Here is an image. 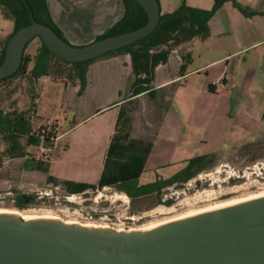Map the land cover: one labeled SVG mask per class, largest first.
<instances>
[{
	"label": "crops",
	"instance_id": "1",
	"mask_svg": "<svg viewBox=\"0 0 264 264\" xmlns=\"http://www.w3.org/2000/svg\"><path fill=\"white\" fill-rule=\"evenodd\" d=\"M46 2L53 21L69 41L96 38L124 13L123 0ZM237 2L254 13L246 15L231 1L224 2L208 21L209 36L186 43L191 60L184 70L181 71L183 60L178 48L171 49L167 60L154 68L150 87L153 98L147 92L129 96L133 74L131 57L126 52L98 57L89 63L80 93L78 81H67L60 107L75 119L70 124L63 116L69 126L58 133L61 117H53L59 121L48 154V174L59 180L97 183L112 137L118 133L126 135L125 143L149 145L137 178V184L142 185L172 176L190 158L217 154L262 134L264 0ZM188 3L209 9L213 0L210 6ZM147 97L162 108L157 119L146 116L139 122L141 136L135 137L131 130L135 124L133 103ZM65 134H69L68 143L53 157L56 141ZM39 147L41 153L43 148ZM29 159L25 155L18 161L21 163L14 158L7 160L0 166V181L18 178L35 187L53 185L47 183L46 172L27 168ZM116 161L117 158L110 160L109 176L116 174ZM19 166L21 170L16 171Z\"/></svg>",
	"mask_w": 264,
	"mask_h": 264
},
{
	"label": "water",
	"instance_id": "2",
	"mask_svg": "<svg viewBox=\"0 0 264 264\" xmlns=\"http://www.w3.org/2000/svg\"><path fill=\"white\" fill-rule=\"evenodd\" d=\"M136 1L148 17L142 27L84 45L32 19L9 37L0 79L18 69L35 36L69 62L93 59L147 36L159 23V1ZM0 264H264V195L136 230L0 211Z\"/></svg>",
	"mask_w": 264,
	"mask_h": 264
},
{
	"label": "rangeland",
	"instance_id": "3",
	"mask_svg": "<svg viewBox=\"0 0 264 264\" xmlns=\"http://www.w3.org/2000/svg\"><path fill=\"white\" fill-rule=\"evenodd\" d=\"M158 1L160 13L175 10L182 3L189 5L188 2L194 1L210 6V0ZM2 12L0 8V49L13 29V21L5 18ZM95 39L68 41L74 45H84ZM40 45L37 36L28 43L25 55L29 56L31 61L27 64V70L32 67ZM73 71L74 68L70 64L50 56L48 75L42 74L32 79L28 75L16 76L0 83V108L4 111H26L29 117L34 115V123L30 122L31 131L34 133L42 129L53 130L54 124L49 128L44 123L47 120L54 123L53 117L59 116L62 122L58 125V133H62L69 126L62 120L63 116L70 120V124L75 119L72 113L63 111L60 107L64 85L71 81L68 76L73 75ZM133 104L135 110L132 120H135V124L131 130L135 137H140L139 122L146 116L150 120L157 119L162 106L153 104L148 97L139 98ZM152 129L153 127L150 128ZM68 141L69 134L56 141L52 156L62 152ZM20 143L24 156L31 158L41 156V153H50L46 150L40 153V145H29L26 137L20 138ZM7 146L0 135V166L11 158L21 163L18 161H21L23 156L12 157L6 152ZM20 166L22 167L21 164ZM20 166L16 171L21 170ZM143 179L144 176L140 181ZM15 190L36 193V197L31 204L20 208L14 201ZM70 195L71 193L65 191L62 186L35 187L18 178L4 180L0 181V211H15L23 215L22 217L52 216L64 221L136 230L148 229L178 217L261 196L264 195V132L251 141L217 153L214 165L187 181L166 186L158 193L130 198L118 187L105 186L74 193L73 197L67 198ZM167 200L171 203L165 202Z\"/></svg>",
	"mask_w": 264,
	"mask_h": 264
},
{
	"label": "trees",
	"instance_id": "4",
	"mask_svg": "<svg viewBox=\"0 0 264 264\" xmlns=\"http://www.w3.org/2000/svg\"><path fill=\"white\" fill-rule=\"evenodd\" d=\"M226 1H231L235 7L246 15L254 13V11L242 7L237 0H213V5L209 9L193 7L182 3L172 12L161 13L156 29L147 36L118 49L103 53L98 57L116 52L129 53L133 74L129 87V96L132 97L147 92L153 98L150 87L153 80L154 68L167 60L171 49L178 48L183 60L181 71L184 70L186 64L191 60V51L186 47V43L195 37L203 39L209 36L208 21ZM123 3V16L107 31L98 35L96 39L137 29L147 22V14L136 0H123ZM0 8L3 10L2 14L4 17L13 21V29L7 35L0 49V63L3 60L5 46L9 37L19 27L29 24L32 19L50 26L59 36L67 40L60 28L53 21L46 0H0ZM37 37L40 39L41 45L34 57L32 67L27 70V64L31 61V58L25 55V49L29 41L24 48L22 61L18 69L11 75L0 79V83L16 76L28 75L32 79L42 74L48 75L50 71V56H53L73 66L74 74L68 77L71 81H78L79 93L82 92L86 83L85 74L87 66L98 57L81 62H69L52 53L45 46L42 39L39 36ZM0 135L8 144L6 152L12 157L24 156L20 143V138L22 137H26L29 145L39 146L42 144L45 147L50 146L48 136H44L42 140L31 134L29 115L26 111L22 110L4 111L0 108ZM125 139L126 135L122 136L118 133L113 135L107 151L102 175L99 181L94 184L59 180L49 175V155L45 153H42L40 158L31 157L29 159L31 165L29 167L27 164V168L46 172L47 183L61 185L68 193H81L88 189L95 190L105 186H115L124 191L130 198H135L153 192L158 193L166 186L187 181L205 168L214 165L216 157V154H206L190 158L187 160L186 165L172 176L138 185L137 178L142 171L149 145H144L141 142L137 144L135 141L125 143L123 141ZM115 158L118 159V162H115L116 174L115 176H109L108 167L110 166V160L112 161ZM35 197L36 193H28L21 190L14 191L15 204L20 208L31 204ZM165 202H170V200Z\"/></svg>",
	"mask_w": 264,
	"mask_h": 264
},
{
	"label": "built area",
	"instance_id": "5",
	"mask_svg": "<svg viewBox=\"0 0 264 264\" xmlns=\"http://www.w3.org/2000/svg\"><path fill=\"white\" fill-rule=\"evenodd\" d=\"M29 120H30V122L34 123V120H35L34 115H31L29 117ZM58 121H59V119L55 118L54 123H52L51 120H47L46 123H44V125L49 126V128L54 124V128L51 131H47L46 129H42V131H38L36 133L31 131V134L39 137L42 140L44 139V136H48L49 141H50V146L45 147L42 144H40V146L43 148V150H42L43 152H45L44 150H46V152H49L51 150L52 144L56 139V132H57L56 127H57ZM73 196H74V193H71V195L67 196V198H71ZM130 218H132V217L130 216Z\"/></svg>",
	"mask_w": 264,
	"mask_h": 264
},
{
	"label": "bare ground",
	"instance_id": "6",
	"mask_svg": "<svg viewBox=\"0 0 264 264\" xmlns=\"http://www.w3.org/2000/svg\"><path fill=\"white\" fill-rule=\"evenodd\" d=\"M231 204V203H230ZM227 205V204H226ZM224 206V205H223ZM220 207V206H219ZM10 212H14V213H17V212H15V211H10ZM23 216V215H22ZM24 218H27L26 216H24ZM147 229V228H146Z\"/></svg>",
	"mask_w": 264,
	"mask_h": 264
},
{
	"label": "flooded vegetation",
	"instance_id": "7",
	"mask_svg": "<svg viewBox=\"0 0 264 264\" xmlns=\"http://www.w3.org/2000/svg\"><path fill=\"white\" fill-rule=\"evenodd\" d=\"M168 201V200H167ZM168 204H170L171 203V201L170 202H167Z\"/></svg>",
	"mask_w": 264,
	"mask_h": 264
}]
</instances>
